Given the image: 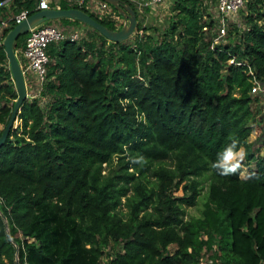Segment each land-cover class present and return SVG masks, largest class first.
Masks as SVG:
<instances>
[{
  "label": "trees",
  "instance_id": "trees-1",
  "mask_svg": "<svg viewBox=\"0 0 264 264\" xmlns=\"http://www.w3.org/2000/svg\"><path fill=\"white\" fill-rule=\"evenodd\" d=\"M96 1L50 6L119 28ZM123 1L137 27L120 42L77 19L44 22L79 38L48 45L41 85L24 73L29 97L0 145V264H264V156L248 140L262 120L250 70L264 88V0H245L219 43L217 0H172L161 32ZM22 10L37 0H0V134L17 98L2 38ZM27 35L14 44L22 67ZM233 139L246 158L220 176L211 164Z\"/></svg>",
  "mask_w": 264,
  "mask_h": 264
},
{
  "label": "water",
  "instance_id": "water-1",
  "mask_svg": "<svg viewBox=\"0 0 264 264\" xmlns=\"http://www.w3.org/2000/svg\"><path fill=\"white\" fill-rule=\"evenodd\" d=\"M112 5L117 12L122 16L123 23L117 29H109L102 23L95 20L85 11L79 8H60V7H50L46 9H38L34 13L28 15L26 18L17 23L12 29H10L6 35L2 38V45L6 57L8 59L9 69L11 71L12 79L17 92V98L14 101L13 109L11 115L4 126L0 134V145H2L9 131L17 120V113L20 110L22 102L29 97L26 88V81L23 75L21 65L16 56L14 50V44L16 39L22 35L28 33V31L49 20L59 19V18H70L77 19L83 22L95 30H97L101 35H103L107 40L113 42H120L126 40L127 38L135 34V29L137 27L136 13L129 3L123 0H103ZM3 218H5L3 216Z\"/></svg>",
  "mask_w": 264,
  "mask_h": 264
},
{
  "label": "built area",
  "instance_id": "built-area-1",
  "mask_svg": "<svg viewBox=\"0 0 264 264\" xmlns=\"http://www.w3.org/2000/svg\"><path fill=\"white\" fill-rule=\"evenodd\" d=\"M52 0H37V9L50 8V3ZM136 5L139 11L145 12L146 9L152 10L157 5L163 2V0H131ZM56 2V1H55ZM83 0H78V4H82ZM245 0H217V12L220 16V34L218 36H223L225 34V18L234 17L237 15L239 9L244 5ZM59 7V6H56ZM95 9L99 12L100 16L108 15L112 21L123 23V18L121 19L117 16L111 5L106 1H96ZM28 16L27 10H22L13 17L15 23H19L21 20ZM46 22V21H45ZM6 25L5 21L0 22V30ZM118 28V27H117ZM64 38H69L70 40H77L79 38L78 32L66 35L61 30L55 26L45 24L44 22L31 28L28 31V35L25 40V46L23 48L22 54L26 60L25 67L21 66L23 75L25 71L31 72L37 82L41 85L46 77L47 65L49 62L47 47L53 41L62 40ZM231 59L230 62H233ZM252 88L251 92L257 90L258 82L255 79L252 71Z\"/></svg>",
  "mask_w": 264,
  "mask_h": 264
},
{
  "label": "rangeland",
  "instance_id": "rangeland-1",
  "mask_svg": "<svg viewBox=\"0 0 264 264\" xmlns=\"http://www.w3.org/2000/svg\"><path fill=\"white\" fill-rule=\"evenodd\" d=\"M209 5H210L209 13L217 21L215 29L210 33V37L213 39V41L215 43L226 41L227 40V38H226L227 30L229 28V25L235 24L236 26H241V12L242 11H239L237 13V15L234 17L225 18V31L226 32L223 36H218L220 34V32H219L220 16L217 12V7H216L215 2H209ZM170 15H171V4L161 5V3H160L159 5H157L152 10H149V9L147 10V13L145 14V19L143 20V23L145 25L155 26L158 28V31L161 32L163 30V28L166 26V23H167ZM251 94L257 95L260 98V105L262 107V111H261L260 115H258V116L260 118L262 116V120L257 123L256 130L250 134L248 140L252 141L254 143L255 147L259 149L260 154L264 156V143H263V140H264V88L261 86V84L259 85V83H258L257 84V90L255 92H251ZM19 124H20V120L17 119L14 122V125L12 128L13 129L17 128L19 126ZM116 161H117V159H116V157H114V161H113L112 166L107 168V165H104L106 172L115 165ZM247 171H248V167L244 166L243 170L241 172V173H243L242 176H245ZM179 191L180 190L175 191V192H173V194L177 195V194H179ZM202 202H203V195L198 199L197 205L186 206L184 218L189 219V218L198 216L200 213V209L202 208ZM122 209L126 210V207H123Z\"/></svg>",
  "mask_w": 264,
  "mask_h": 264
},
{
  "label": "clouds",
  "instance_id": "clouds-1",
  "mask_svg": "<svg viewBox=\"0 0 264 264\" xmlns=\"http://www.w3.org/2000/svg\"><path fill=\"white\" fill-rule=\"evenodd\" d=\"M247 152L243 146H239V142L235 139L220 153H218L217 159L211 164L220 176H231L240 172L242 162L246 158ZM143 158H139L137 162L142 161ZM243 175V173H240ZM250 178V177H249Z\"/></svg>",
  "mask_w": 264,
  "mask_h": 264
},
{
  "label": "crops",
  "instance_id": "crops-1",
  "mask_svg": "<svg viewBox=\"0 0 264 264\" xmlns=\"http://www.w3.org/2000/svg\"><path fill=\"white\" fill-rule=\"evenodd\" d=\"M52 1H57V0H52ZM171 2H172V0H163V2L161 3V5H168V4H171ZM56 6H59V5L56 3L55 7Z\"/></svg>",
  "mask_w": 264,
  "mask_h": 264
}]
</instances>
